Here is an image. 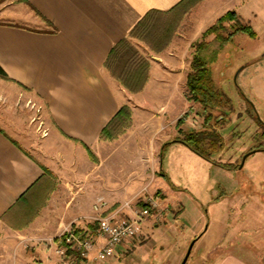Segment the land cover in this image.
Wrapping results in <instances>:
<instances>
[{
  "label": "rangeland",
  "instance_id": "374dc122",
  "mask_svg": "<svg viewBox=\"0 0 264 264\" xmlns=\"http://www.w3.org/2000/svg\"><path fill=\"white\" fill-rule=\"evenodd\" d=\"M229 11H233L242 24L252 28L256 36L251 38L239 32L222 45L213 41L212 35L203 38L202 33ZM160 22L171 25L162 36L154 30L156 33L149 34L150 44L130 38L131 47L125 55L117 64L114 59L110 69L105 70L122 101L120 106L130 108L131 119L120 134L99 138L105 146L101 154L111 151L117 144H124L131 132L137 134L143 129L135 144L145 148L152 134L155 155L152 160L141 161L140 173L145 182L137 194L125 200H106V205L99 211L93 210L95 201L80 199L76 193L79 189L76 177L80 178L98 161L93 150L87 147H84L85 151L75 149L70 141L75 139L67 136L47 142L51 121L45 109L39 108L37 96L27 88L0 77V123H6L7 131L27 153L40 159H51L57 171L55 175H46L41 185L22 199L8 220L7 217L0 219V264H13L14 259L16 264H53L56 260L55 245L65 228L95 227L98 216L133 217L134 209L141 208L151 199L157 202L158 209L151 210L143 220L138 236L116 247L112 255L101 260L89 259L85 263L180 264L189 243L206 225V232L195 240L185 262L202 264L210 245L221 237L225 208L222 200L227 192L262 196L260 206L264 208V149L250 153L242 168L239 167L242 155L254 147V134L260 130L251 114L264 121V0H183ZM231 23L224 22L227 29ZM201 40H212L203 57L215 83L233 106L229 122L219 129L223 148L209 157L217 163L235 165V168L226 169L213 164L194 152V158L181 155L173 148L169 150V145L162 154L167 191L165 181L163 183L162 178L156 176L159 175L162 144L201 126L200 106L189 97L186 89L193 44ZM161 44L166 46L158 51ZM131 54L135 58L137 55L144 58L171 78L168 81L166 76L156 74L154 86L147 89L145 95L155 97L151 103L142 104L132 96L137 92H129L116 78L120 73L125 76L124 60ZM153 113L160 115L155 117V122L149 118ZM131 156L128 150L114 155L111 159V182L118 174L117 161ZM171 158L172 167L168 174ZM143 164L147 167L146 177ZM134 174H129L130 178ZM154 180L160 182L164 191ZM112 188L109 187V192L114 197L116 189ZM202 218L205 219L203 228L198 229L197 224ZM84 261H76L75 264Z\"/></svg>",
  "mask_w": 264,
  "mask_h": 264
},
{
  "label": "crops",
  "instance_id": "0c3cea01",
  "mask_svg": "<svg viewBox=\"0 0 264 264\" xmlns=\"http://www.w3.org/2000/svg\"><path fill=\"white\" fill-rule=\"evenodd\" d=\"M181 1L0 0V68L10 82L37 96L39 108L45 109L51 121L47 142L67 136L75 139L70 140L75 149L85 151L84 147L91 148L98 160L80 178L76 177L78 198L91 202L98 197L105 201L112 198L125 200L136 195L145 182L140 173L141 161L152 160L155 155L152 134L145 148L135 144L138 135L144 132L142 129L137 134L131 132L124 144H117L111 151L101 154L105 146L99 141L100 131L122 104L105 73L104 62L111 48L127 38L149 10L169 11ZM158 73L171 80L151 64L145 85L141 91L132 94L142 104L151 103L155 98L145 95L146 90L154 86ZM156 116L160 115L153 113L149 118L155 122ZM4 124L0 123V219L7 217L8 220L22 199L41 185L46 175H55L57 171L51 159H40L27 153ZM47 142L44 143L49 144ZM172 148L181 155L195 157L181 143L168 147L169 150ZM127 150L132 156L117 161L118 174L111 182V159L117 152ZM172 160L168 162V174ZM143 166L146 177V164ZM128 173L135 174L130 178ZM163 173L165 175L156 176L162 178L163 183L165 181V190L169 191L165 180L167 174L164 170ZM154 181L163 189L160 182ZM109 187L116 189L114 197ZM222 204L225 208L221 237L210 245L201 263L264 264L262 196L227 192ZM204 220L198 222V229L203 228ZM206 230L205 225L197 239ZM14 260L13 264H16Z\"/></svg>",
  "mask_w": 264,
  "mask_h": 264
},
{
  "label": "trees",
  "instance_id": "16d2710c",
  "mask_svg": "<svg viewBox=\"0 0 264 264\" xmlns=\"http://www.w3.org/2000/svg\"><path fill=\"white\" fill-rule=\"evenodd\" d=\"M173 9L169 11L149 10L129 32L128 37L119 41L111 48L107 58L105 59L104 69L109 70L114 59L117 60L114 61L116 64L120 61L119 59L122 58L127 49L131 47L129 43L130 38L145 40L150 44L151 40L149 34L156 31L162 36V34L166 32V29H168L171 25L167 24L168 22L165 23L166 21L161 23L160 19ZM230 21H232V23L227 29L224 22ZM239 32L245 33L251 38L256 36L255 31L252 30V28L242 24L237 15L233 11H229L213 22V24H211L202 33V37L204 38L212 35V40L216 41L218 45H222L225 44L234 34ZM210 41L207 42L205 40H201L193 44L194 49L190 62V71L186 76L187 93L190 95L189 97L196 101L200 106V115L202 118L201 126L199 128L183 132L181 137H174L164 142L160 149V163L162 162V154L164 153V150H166L171 143L178 142L213 164H217L226 169L235 168V165L231 166L229 164L217 163L209 157V155L214 154L223 148V137L219 132V129L227 123L229 115L233 110L231 100L223 94L221 89L215 83L211 69L207 64L206 59L203 57V52L210 45ZM163 45H159V49L157 48V50H162L164 48ZM125 65L126 69L123 70V72H125V76L120 73L116 76L117 80H119L121 85L129 92H139L148 80L150 68L149 62L144 58H140L138 55L137 58H135V56L131 54L126 56L124 60V66ZM0 77L9 80L6 73L1 68ZM130 119V108L125 105L120 106L112 118L101 129L99 138H111L120 134L121 131H124V129L129 125ZM257 124L261 130L254 134L253 139L255 143L252 149H264V124L259 121H257ZM161 169L162 166L160 165L159 175L163 176L165 174L161 171ZM44 170L45 172H48V170ZM194 239L196 240L197 237ZM77 261L80 260L77 259Z\"/></svg>",
  "mask_w": 264,
  "mask_h": 264
},
{
  "label": "built area",
  "instance_id": "2783aa9c",
  "mask_svg": "<svg viewBox=\"0 0 264 264\" xmlns=\"http://www.w3.org/2000/svg\"><path fill=\"white\" fill-rule=\"evenodd\" d=\"M105 205L106 201L98 197L93 204V210L99 211ZM157 209V202L151 199L141 208L134 209L133 217L123 219L114 215L98 216L92 229L65 228L58 236L54 249L56 260L53 264H75L77 259L101 260L112 255L116 247L140 234L143 220L149 216L151 210Z\"/></svg>",
  "mask_w": 264,
  "mask_h": 264
},
{
  "label": "water",
  "instance_id": "95a60500",
  "mask_svg": "<svg viewBox=\"0 0 264 264\" xmlns=\"http://www.w3.org/2000/svg\"><path fill=\"white\" fill-rule=\"evenodd\" d=\"M256 150H259V149H252V150H249V151L245 152V153L242 155L241 161H240V163H239V167H240V168L243 166V163H244L246 157H247L250 153H252V152H254V151H256ZM194 242H195V239H193V240L189 243L188 248H187V250H186V253H185L184 257L182 258L180 264H185V262H186V260H187V258H188V256H189V254H190V251H191V248H192Z\"/></svg>",
  "mask_w": 264,
  "mask_h": 264
},
{
  "label": "flooded vegetation",
  "instance_id": "af4514ba",
  "mask_svg": "<svg viewBox=\"0 0 264 264\" xmlns=\"http://www.w3.org/2000/svg\"><path fill=\"white\" fill-rule=\"evenodd\" d=\"M249 103V102H248ZM230 116V115H229ZM251 116L253 117V119H254V121L256 122V124H257V121H259L260 123H262V124H264V121H261L258 117H256V115L255 114H251ZM229 120H230V117L228 118V121H227V123L229 122ZM257 120V121H256ZM226 123V124H227ZM257 126H258V124H257ZM261 130V129H260ZM259 130V131H260ZM259 131H257V132H259ZM255 149H257V148H255Z\"/></svg>",
  "mask_w": 264,
  "mask_h": 264
}]
</instances>
